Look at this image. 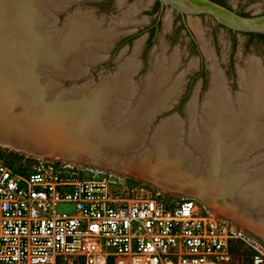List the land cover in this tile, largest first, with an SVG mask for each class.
Wrapping results in <instances>:
<instances>
[{"label":"bare ground","instance_id":"obj_1","mask_svg":"<svg viewBox=\"0 0 264 264\" xmlns=\"http://www.w3.org/2000/svg\"><path fill=\"white\" fill-rule=\"evenodd\" d=\"M21 1L14 7L12 5L10 6V1L9 6L13 8L12 13L10 15L8 14L9 16H6V18L0 19L1 21H6L7 33L3 35L6 37L5 43L8 48H10L9 46L11 48L14 47V50L19 48L21 50L19 52L22 55L29 54L31 50H34L36 51V55L46 58L44 44L40 43L35 45L29 40L21 41L17 33H20L22 39L25 32L22 29V32L16 31L13 25L14 23H12L18 15V18L20 17L25 21L31 16L33 22H37L36 25L38 27L36 28V32L33 31L34 34L37 37L44 36L51 40V58L48 60L43 59L45 63L43 65L41 64V69H43L41 72L45 76H48L49 72H51V69L47 68L45 64L55 68V70H52L54 73L65 71V68H70V73L79 74L83 66L73 67L71 65L81 64L86 61L94 63L99 58L105 57L107 54L104 52L110 49V45L113 43L112 39L121 32V27L123 28L128 24V18H122L115 27L106 29L92 18L75 19L70 28H67L68 32L62 30L55 33L48 32L47 34H40V31L45 30L49 20L47 17L48 7L58 6L61 1L35 0L33 14L30 12L29 5L23 10L21 3L24 0L23 2ZM26 4L27 1H25ZM135 12H137L136 7L128 8L126 17ZM189 21L198 33V36L202 40L203 48L213 63L212 84L210 85L209 93L206 94L208 100L207 105H203L204 110L199 106L196 108L193 102L189 106L190 115L187 124H189L188 127L191 131L188 132V129H181V125L177 121L166 122L162 126L164 128L160 129L159 127L158 131L147 139V132L153 120L154 113L169 106L174 95L181 89L180 86L184 79V73L179 72L180 55L178 51L172 55H168L163 46L156 48V52L152 57L150 73L146 79L143 77L145 79L143 83L145 88L142 91L143 94L141 93V98L134 105L135 107H133L135 109L132 111L134 114L132 112L129 113L124 121L121 122L119 119L120 122L118 123L119 120L116 121L117 119L114 117V112L117 110V107L121 106L120 103L124 104V102H121L122 99H117L116 103L112 100L110 102L108 99L109 95L112 97L117 95L118 97L119 95L117 93L127 92V86L129 84H135L130 79V76L133 75V72L137 68L135 63V65L131 64V66L121 71L120 77L118 76V84L114 85L109 80L102 87L98 86L99 91L96 94L89 93L90 98L88 97V101L93 106V110L90 112H85L81 108L84 99L68 101L65 104H55L59 110L58 112H53L51 109L52 112L49 110L46 111L44 108L47 109L49 103L42 97L44 94L40 84L32 83V85H28L27 83H19L10 79H0L1 132L15 139H28L33 144L51 145L55 147H63V145L71 144L75 149L81 148L87 150L92 156L101 160L104 159L103 156H114L118 159L116 160V166L123 167L129 164L128 166H131L134 171L158 182L169 180L176 183L178 181L177 178L180 177L178 176L176 178L175 173H178L182 168L185 173L191 175L193 178L204 179L206 177H214V179L219 178L221 181L224 180V182L228 181L227 185L233 186L235 184L233 179L227 178L226 176L223 177L220 174L225 173L231 175L236 180H242L248 177L249 173L247 174V171L240 173L235 170L234 172L233 167L241 159H246L258 143L264 141V123H257L258 117L264 118V64L258 58H252L249 61V66L241 69V86L243 92L240 95V99L238 98L239 96L237 97L240 106L238 110L237 101L232 98V91L227 85L224 71L217 65V57L214 50L204 40L197 19L190 17ZM8 22H10V25ZM166 22H169L168 24L171 23L170 14ZM261 26L263 27L264 23ZM10 37H12V41L7 40ZM15 40L19 42L17 45L15 44ZM8 48H5V50ZM16 54L17 56H14V58L18 57L21 59V56L18 53ZM7 62H10V60H7ZM27 65L30 64L28 63ZM116 74L114 75L116 76ZM128 76L130 79L129 84L126 83V80H129L127 78ZM51 81L48 80L44 83L50 86L52 85L50 84ZM128 94L131 95L128 96L130 98L135 92L133 91ZM53 97H55V94L51 98ZM32 101H42L38 102L40 109H35L34 106L32 107L30 104ZM34 105L37 106L36 104ZM18 108L23 110L17 111L16 109ZM118 111L122 112L123 110L120 109ZM203 142L207 144L204 145ZM186 143L190 145V148H183V145ZM100 149L103 151L102 154H98ZM204 156H208L209 159L205 160ZM208 183H204L206 185L203 186L205 188H203L205 194L200 196L201 200L207 206L214 211L235 219V214L248 218L251 220V227L256 228L264 234V220L254 221L251 214L256 208V211H261L264 214L263 178L259 184V191L261 192L259 194L261 195L257 197L256 194L241 193L239 194V198H237L238 196H234L235 204L234 207L231 205L232 208L230 206L231 210L228 209V205H216V198L222 194L220 193L221 188L218 187V184L217 186ZM229 186H225V190H228ZM223 203L221 204L223 205ZM247 214L248 216H245Z\"/></svg>","mask_w":264,"mask_h":264},{"label":"rangeland","instance_id":"obj_2","mask_svg":"<svg viewBox=\"0 0 264 264\" xmlns=\"http://www.w3.org/2000/svg\"><path fill=\"white\" fill-rule=\"evenodd\" d=\"M1 1L2 0H0V19H4L6 18V16H9L13 11L12 7L20 3V0H10L11 2L9 0H4L5 2ZM25 1H27L26 5ZM34 1L35 0H24L23 2L22 0L21 2L23 3H21V6L23 7V10L29 5L30 12L33 14V7L35 5ZM60 1V5L58 4V6L48 7L47 17L50 22L48 20L45 30L40 31V34H47L48 32L55 33L62 30L64 32H68L67 28H70L75 19L82 20L92 18L95 22L98 21V23H100V25L106 29L115 27L122 18H128V24L123 28L121 27V32L114 39H112L114 44L111 43L110 49L104 52L105 54H107L105 57L99 58L98 60L94 61V63L86 61L81 64L71 65L73 67L83 66L82 71H80L79 74L71 73L68 75H61L64 70L58 71L59 69L57 70L58 73H54L52 72V70H55V68L45 64L47 68L51 69L49 75L45 76L44 73L41 72L43 70L41 68L43 63H45L44 60H48L51 58V40L45 38L44 36L37 37L34 34L33 31L36 32V28H38L36 25L37 22H33V18L31 16L25 21L20 17L19 19L18 15L16 17V20H14L12 23H14L13 25L16 31L22 32V29L25 32L22 38L23 40L20 37V33H17L21 41L29 40L35 45L40 43L44 44L46 58H42L40 55H36V51L34 50H31V53L29 54L22 55L19 52L21 51L19 48H17V50H14V47L11 48V46H9L10 48H8L5 43L6 37L3 36L7 33V26L5 25L6 21L0 20V79H10L19 83L24 82L28 85H32V83L40 84L42 86L44 94V96L42 97L46 102L49 103L47 109L41 106L46 111L49 110L50 112H58L59 110L55 104H65V102L68 101L84 99L81 108L85 112H90L93 110V106L88 101V99L90 98L89 93L96 94L99 91V87H102V85L109 80L114 85L118 84V76L120 77L121 71L124 68L131 66V64H136L135 66L137 68L135 69V72H133V75L130 76L131 81L135 84H129L130 79L128 76L127 78L129 80H126V83L129 84V86H127L128 91L117 93L119 95L118 97L117 95L115 97L109 95L108 99L110 100V102L111 100L115 102V98L117 97L116 99L121 98V102H124V104L120 103L121 108L117 105L118 107L116 110L118 111L122 109L123 111H118L114 114V117H116L117 119L116 121L120 119L122 122L126 119L129 113L135 110L133 109V107H135L134 105L137 104L138 100L141 98V93L145 88L143 83L150 73V69L152 66V57L156 52V48H161L164 46L165 51L168 55H172L173 53L178 51L180 55L179 72L184 73V79L180 86L181 89H179V91L177 92L179 94L176 93L174 95V98L169 103V106L171 105L170 108L157 113L155 118H152L153 120L147 132V139L151 137L153 133H156L159 127L160 129L164 128L162 126L163 124H166V122L177 121V123H180L179 125H181V129L184 128L188 129V132L191 131L188 127L189 124H187V121H189L188 117L190 115L189 106L193 102L196 108L199 106L202 107V110H204L203 105H207L208 100L206 94L209 93L211 87L210 85L212 84L213 63L211 62L212 60L208 57L206 51L204 50L205 52H203V45L201 42L202 40L197 36L195 29L190 24L191 22L188 21L186 17H184L181 13L177 12L173 8L169 7L168 4L163 3L161 0ZM226 1L231 8H235L243 15L245 14L246 16L255 17L264 14V0ZM9 2L11 3L10 6L12 5V7L9 6ZM130 7H136L137 12L126 17V11ZM169 14L171 16L170 24H168L169 22H166ZM195 18L200 25L204 40L208 42L210 47L215 52V55L217 57V65L224 71L227 85L232 91V98L237 101L236 103L239 110L240 106L238 103V98L240 99V95L243 92L241 86V69L247 68V66H249V61L252 58H258L264 64V39L258 36L253 37L248 33L234 32L206 14L199 15ZM8 23L10 25V22ZM7 40L12 41L13 39L12 37H10ZM10 43L12 44V42ZM17 43L19 42H16L15 40L16 45ZM5 48L8 49L5 50ZM7 53H10V55H8ZM16 53L21 56V59H19L18 57L14 58V56H17ZM7 60H10V62H7ZM28 63L30 65H27ZM23 64L26 66H24ZM7 68H9L10 70ZM66 70L67 72L71 71L70 68H65V71ZM114 74H116V76ZM48 80L53 81H51L50 83L52 85H45L47 83L44 82H47ZM133 91L135 92V94L129 98L128 96L131 95H129L128 93H132ZM53 94H55V97L51 98ZM121 95L123 96L120 97ZM38 102L32 101V103L30 104L32 107L34 106L35 109H40V104ZM34 104H36L38 108ZM128 106L130 107L129 109L127 108ZM16 110L22 111L23 109L21 110L18 108ZM132 114L134 113L132 112ZM120 117L124 118L121 119ZM120 120L118 121V123L120 122ZM260 122L264 123V118L258 117L257 123ZM186 135L188 136L187 133ZM15 140L17 141V143H20L17 144ZM188 144H185L187 146L183 145V148H190V145ZM203 144L206 145L207 143L203 142ZM74 149L75 147L71 144L63 145V147L33 144V142L29 141L28 139H15L12 136L4 135V132H1L0 130V158L5 160L7 163L17 165L19 167L32 169L36 166L41 165L42 163H54L60 167H79L83 168L84 172L87 175L107 174L112 175L118 181L125 182L126 184L143 186L151 192L150 194L158 197H164L166 199L174 200L193 197L197 199L203 206H205L206 204L201 200L200 196L202 194H205V188L203 186L206 185H204V183L209 182L208 184H218L219 186H217L221 188L220 193L222 194L216 198V205H228V209H230L231 205L234 207V198L236 196H238L237 198H239V194L241 193H250L252 195L256 194L257 197L261 195L259 194L261 193L259 191V184L261 183L262 178L264 179V141L262 142V145H258L257 147H255L252 153L247 156L246 159H241L240 162L236 163L237 166L234 164V172L235 170L236 172L240 173L247 171V174L249 173L248 177L242 180H236L231 175L225 173L220 174L223 177L226 176L227 178L233 179V182L235 183L233 184V186L227 185L228 181L224 182V180L221 181L219 178L214 179V177H206L204 179H197V177L195 176V178H193L191 175L185 173L182 168L180 170L181 172L179 171L178 173H175L176 178L178 176L180 177L177 178L178 181L176 183L169 180L158 182L148 176L134 171L131 166H128L129 164L123 167L116 166V160H118L116 159L117 157L107 155V157L103 156L104 159L101 160L95 156H92L91 153L87 150H83L81 148H76L75 150ZM102 152L103 151L100 149L98 151V154H102ZM204 157L205 160L209 159L208 156ZM250 180L252 181L250 182ZM225 186H229V189L225 190ZM222 190L225 191L223 192ZM244 198L246 199V197ZM228 202L229 204H232L229 205ZM221 203H223V205ZM206 207L211 209L207 205ZM57 210L60 213H71L75 211V206L69 203H60L57 207ZM256 210H253L251 212L254 221L264 220V214H262L261 211L259 212ZM212 211L230 219L238 229L239 236L234 241L232 260L228 264H241L242 262H245L246 264H264V234L259 232L256 228L251 227V220L248 218H244L241 215L235 214V219L233 217L223 215L220 212L214 210ZM245 216H248V214ZM248 254H250V256H248ZM253 254L255 255L253 256ZM256 256H259V258H261L262 260L257 262Z\"/></svg>","mask_w":264,"mask_h":264},{"label":"built area","instance_id":"obj_3","mask_svg":"<svg viewBox=\"0 0 264 264\" xmlns=\"http://www.w3.org/2000/svg\"><path fill=\"white\" fill-rule=\"evenodd\" d=\"M0 158V264H228L237 226L193 197ZM60 203L74 212H58ZM257 262L262 260L256 256Z\"/></svg>","mask_w":264,"mask_h":264},{"label":"water","instance_id":"obj_4","mask_svg":"<svg viewBox=\"0 0 264 264\" xmlns=\"http://www.w3.org/2000/svg\"><path fill=\"white\" fill-rule=\"evenodd\" d=\"M74 1V0H71ZM163 3L168 4L169 7L173 8L177 12L181 13L189 21L190 17H198L199 15H209L215 21L225 25L234 32L243 33H264V14L260 16H246L238 12L235 8L230 6L222 5L213 0H161ZM196 32V31H195ZM197 36L198 33L196 32ZM199 37V36H198ZM203 52L204 49L202 47ZM70 72L63 71L61 75H68ZM117 99L115 100L116 103ZM171 106V105H170ZM170 106H167L154 113V118L157 113L164 111ZM130 108L129 106L127 107ZM114 113H117L116 111ZM262 145V143H258ZM257 145V146H258ZM256 146V147H257Z\"/></svg>","mask_w":264,"mask_h":264},{"label":"trees","instance_id":"obj_5","mask_svg":"<svg viewBox=\"0 0 264 264\" xmlns=\"http://www.w3.org/2000/svg\"><path fill=\"white\" fill-rule=\"evenodd\" d=\"M213 1L218 2V3H220V4H222V5H225V6H229L226 0H213ZM244 15H245V14H244ZM248 34H250V35L253 36V37L258 36V37L264 39V33L250 32V33H248ZM233 250H234V248H233ZM254 255H255V254H253V256H254ZM248 256H250V254H248ZM252 262H253V260H252ZM241 264H246V263H245V262H242ZM247 264H253V263H247Z\"/></svg>","mask_w":264,"mask_h":264}]
</instances>
